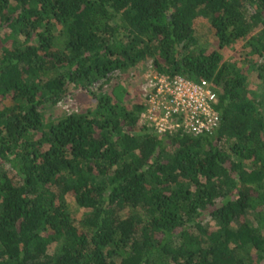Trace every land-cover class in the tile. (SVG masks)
Instances as JSON below:
<instances>
[{"label": "trees", "instance_id": "trees-1", "mask_svg": "<svg viewBox=\"0 0 264 264\" xmlns=\"http://www.w3.org/2000/svg\"><path fill=\"white\" fill-rule=\"evenodd\" d=\"M261 56L264 0H0V264H264ZM148 61L211 83V133H158L143 98L91 89ZM73 88L92 109L47 115Z\"/></svg>", "mask_w": 264, "mask_h": 264}, {"label": "built area", "instance_id": "built-area-1", "mask_svg": "<svg viewBox=\"0 0 264 264\" xmlns=\"http://www.w3.org/2000/svg\"><path fill=\"white\" fill-rule=\"evenodd\" d=\"M145 110L140 122L158 133L182 130L192 135L211 133L219 124L217 94L207 80L153 73L144 88Z\"/></svg>", "mask_w": 264, "mask_h": 264}, {"label": "rangeland", "instance_id": "rangeland-1", "mask_svg": "<svg viewBox=\"0 0 264 264\" xmlns=\"http://www.w3.org/2000/svg\"><path fill=\"white\" fill-rule=\"evenodd\" d=\"M196 36L199 45L206 48L214 47V35L210 29L208 20L203 17L196 18ZM241 42L234 43L228 49L223 50V57L225 60H229L231 63H237L238 66L245 68V63L242 62L244 57L249 58L247 55L248 49L242 47ZM260 63L264 64V56L253 57ZM250 59V58H249ZM154 72V68L151 61L137 66L136 68H128L126 71L117 72L106 81H99L91 87L101 92L112 93L114 98H123L128 100L129 98H143L144 88L148 82V79ZM118 84V86H116ZM250 87L257 92H264V86L257 77V73L254 72L250 78ZM94 106L93 100L86 89H70L67 96L59 103L55 104L51 109H47V115L51 114V118L69 114L71 112H87ZM264 111V109H263ZM66 199L73 209V214L76 218L81 216V209L76 205L74 198L71 195H66ZM212 223V222H210Z\"/></svg>", "mask_w": 264, "mask_h": 264}]
</instances>
